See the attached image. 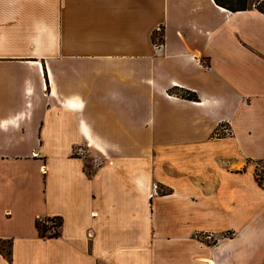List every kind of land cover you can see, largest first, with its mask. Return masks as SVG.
<instances>
[{"label":"crops","instance_id":"1","mask_svg":"<svg viewBox=\"0 0 264 264\" xmlns=\"http://www.w3.org/2000/svg\"><path fill=\"white\" fill-rule=\"evenodd\" d=\"M254 1L0 0V264H264Z\"/></svg>","mask_w":264,"mask_h":264},{"label":"trees","instance_id":"2","mask_svg":"<svg viewBox=\"0 0 264 264\" xmlns=\"http://www.w3.org/2000/svg\"><path fill=\"white\" fill-rule=\"evenodd\" d=\"M214 3L220 7H223L230 11L244 10L248 7V0H213ZM254 6L264 13V0H260L254 3ZM161 38H159L160 40ZM177 96L197 100L198 96L195 92L180 87H173L169 90ZM216 133V132H215ZM254 163V178L257 184L264 189V159L248 160ZM244 170L243 168L240 171ZM159 191V190H158ZM61 218L59 216H51L44 218H37L35 220V228L37 234L42 238L57 237L60 234ZM5 244V248L2 246ZM0 251L2 254L10 260V242L0 240Z\"/></svg>","mask_w":264,"mask_h":264},{"label":"rangeland","instance_id":"3","mask_svg":"<svg viewBox=\"0 0 264 264\" xmlns=\"http://www.w3.org/2000/svg\"><path fill=\"white\" fill-rule=\"evenodd\" d=\"M255 2H256V0L254 1V3H255ZM253 165H254V163H253ZM2 246L5 248V246H6V245H5V244H3Z\"/></svg>","mask_w":264,"mask_h":264}]
</instances>
